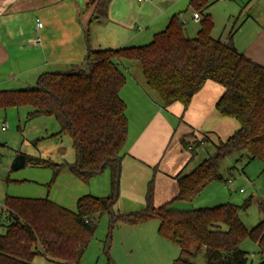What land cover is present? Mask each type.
Here are the masks:
<instances>
[{
	"label": "trees",
	"instance_id": "16d2710c",
	"mask_svg": "<svg viewBox=\"0 0 264 264\" xmlns=\"http://www.w3.org/2000/svg\"><path fill=\"white\" fill-rule=\"evenodd\" d=\"M189 5L200 14L192 37L173 15L146 44L87 47L76 70L44 71L32 86L0 90V107L4 109L28 105L30 118L42 114L55 117L57 134L67 133L71 138L76 159L68 166L77 177L87 182L104 168L111 174L109 194H84L77 198L75 209L48 197L6 196L8 214L0 234V264H33L36 254L57 264H79L102 213L109 215V228L118 222L138 224L157 219L158 234L179 246L172 264H197L190 258L202 247L205 264H246V252L239 247L246 237L259 246L261 260L257 264H264V203L260 221L247 228L238 217V206L231 203L192 209L173 208L171 202L155 205L151 178L144 207L126 213L113 211L118 198L115 179L128 133L126 105L119 96L125 83L120 65L125 59L139 62L146 86L162 107L176 101L186 107L205 81L218 83L223 91L215 102L216 110L239 123L231 135L215 144L210 156L174 176L173 200L189 201L207 183L222 178L219 164L232 153L239 157L246 154L264 164V66L233 45L231 32L227 40L212 35L206 0H189ZM181 143L187 148L183 138ZM41 163L52 165L44 160Z\"/></svg>",
	"mask_w": 264,
	"mask_h": 264
},
{
	"label": "crops",
	"instance_id": "0c3cea01",
	"mask_svg": "<svg viewBox=\"0 0 264 264\" xmlns=\"http://www.w3.org/2000/svg\"><path fill=\"white\" fill-rule=\"evenodd\" d=\"M206 1L212 18L210 8L215 0ZM192 11L189 0H0V90L29 87L44 71L82 64L87 47L146 44L166 27L173 15L180 21L185 19V27L190 18L193 21ZM263 16L259 13L252 17L247 13L244 18L236 17L231 41L239 51L264 66ZM249 17L252 22L248 24ZM258 17L260 19H256ZM36 20L41 22L37 30ZM212 21L214 27L213 18ZM85 28L88 36H85ZM240 29H245L246 38L237 35ZM35 34L40 38L39 44L30 42ZM212 35L227 40L229 32L215 35L212 29ZM120 66L125 83L119 96L126 105L128 133L122 148V182L116 202L126 208L120 213H126L144 207L151 178L154 179L155 205L176 201L173 200L174 176L190 171L211 155L208 153L189 166L192 155L183 152L182 138L191 146L186 148L188 150L194 148V143L201 146L206 142H211L215 150V144L231 135L239 123L216 110L215 102L223 87L212 80L205 81L186 107L178 101L162 107L146 86L139 62L125 59ZM110 191L111 184L105 192ZM6 211L4 207L7 216ZM152 219L116 225L128 234L145 232Z\"/></svg>",
	"mask_w": 264,
	"mask_h": 264
},
{
	"label": "rangeland",
	"instance_id": "374dc122",
	"mask_svg": "<svg viewBox=\"0 0 264 264\" xmlns=\"http://www.w3.org/2000/svg\"><path fill=\"white\" fill-rule=\"evenodd\" d=\"M210 12L214 20L213 33L225 35L234 29L236 17L244 18L247 13L252 17L259 13L263 16L264 0H215ZM251 22L249 17L248 24ZM197 27L198 21L190 18L184 33L192 37ZM244 30L237 31V35L246 38L247 32ZM79 67V64H74L56 70L73 71ZM30 110L28 105L5 109L0 107V122L6 125L5 130L0 129V234L4 232L6 223V196L48 197L69 209H75L78 197L84 194L105 196V190L111 184L108 168L92 175L87 182L77 177L68 166L76 159L70 136L67 133L57 134L59 124L54 116L42 114L30 118ZM183 152L192 155L189 162L191 166L208 153L212 154L214 146L206 142L205 145L188 150L183 145ZM20 154L24 155L25 164L14 169L12 161ZM43 160L52 165H43ZM120 167L121 164L116 176L118 194L122 182ZM219 172L222 178L207 183L191 200H176L170 206L192 209L231 203L238 206L237 214L245 227H253L263 216L264 164L256 158L248 159L246 154L239 157L238 153H232L221 160ZM123 209L126 208H121L120 203L115 202L113 205L114 212H122ZM157 224V219H152L148 221L145 232L128 234L117 225L109 228L108 213L100 214L79 264H172L173 259L179 255V246L160 236L156 231ZM239 247L246 252V264H257L261 260L259 246L249 237L243 239ZM190 261L205 264L204 248ZM32 263L57 264L42 254H36Z\"/></svg>",
	"mask_w": 264,
	"mask_h": 264
},
{
	"label": "built area",
	"instance_id": "2783aa9c",
	"mask_svg": "<svg viewBox=\"0 0 264 264\" xmlns=\"http://www.w3.org/2000/svg\"><path fill=\"white\" fill-rule=\"evenodd\" d=\"M137 1H138V2H146V1H151V0H137ZM192 19H193L194 21H199V19H200V14H199L198 11H196V10H193V11H192ZM181 22H182L183 24H185V23H186V20L183 19V20H181ZM40 27H41V22H40L39 20H36V22H35V29L37 30V29L40 28ZM30 42L33 43V44H39V43H40V38H39V36H38L37 34H35L34 36H32V37L30 38ZM0 129H1V130H5V129H6V125H5L4 123H1V122H0ZM187 148L190 149L191 146L188 145Z\"/></svg>",
	"mask_w": 264,
	"mask_h": 264
},
{
	"label": "water",
	"instance_id": "95a60500",
	"mask_svg": "<svg viewBox=\"0 0 264 264\" xmlns=\"http://www.w3.org/2000/svg\"><path fill=\"white\" fill-rule=\"evenodd\" d=\"M24 164H25V157L24 155L20 154L14 158L11 166L12 168L16 169V168L23 166ZM117 181H118V178H116V189H117Z\"/></svg>",
	"mask_w": 264,
	"mask_h": 264
}]
</instances>
